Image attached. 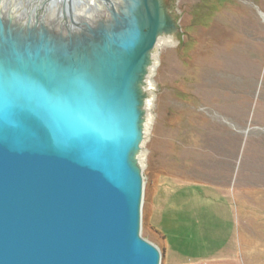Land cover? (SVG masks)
Wrapping results in <instances>:
<instances>
[{
    "label": "water",
    "instance_id": "95a60500",
    "mask_svg": "<svg viewBox=\"0 0 264 264\" xmlns=\"http://www.w3.org/2000/svg\"><path fill=\"white\" fill-rule=\"evenodd\" d=\"M47 1L22 24L0 15V264H160L135 151L165 6L98 0L84 21L62 0L56 28Z\"/></svg>",
    "mask_w": 264,
    "mask_h": 264
},
{
    "label": "rangeland",
    "instance_id": "374dc122",
    "mask_svg": "<svg viewBox=\"0 0 264 264\" xmlns=\"http://www.w3.org/2000/svg\"><path fill=\"white\" fill-rule=\"evenodd\" d=\"M161 1L140 236L160 264H264V0ZM42 3L0 0V15ZM56 11L43 20L57 28Z\"/></svg>",
    "mask_w": 264,
    "mask_h": 264
},
{
    "label": "bare ground",
    "instance_id": "6f19581e",
    "mask_svg": "<svg viewBox=\"0 0 264 264\" xmlns=\"http://www.w3.org/2000/svg\"><path fill=\"white\" fill-rule=\"evenodd\" d=\"M114 1L117 5L123 4L122 0H114ZM61 2H62V0H48L46 3L47 10H49L50 8H53V9L56 8L57 9L56 17L55 16L54 17L56 20H59L58 21L59 23L61 22V16L62 15H61V9H59L58 7H59V4ZM8 4L11 5L12 0H8ZM13 6L14 5L12 4V7ZM77 7H79V9L77 10L75 8V15L77 17H79V16L81 17V15H82V18L87 19L89 21L90 20H92V21L97 20L96 19L97 17H95L93 11L98 12L99 16H103L106 13L105 7L98 0H81V5L79 4V5H77ZM90 10H91V12H90ZM12 11H14V10H12ZM4 14H6V12ZM10 14H11V12H8V14H6L5 16L9 15L7 17H10ZM3 15H1V16L3 18H5V16H3ZM20 22H24V19ZM160 39H162L163 42L167 41V38H163L162 35L158 37L157 42ZM156 47H157V43L155 45V48L153 50H151L146 57V64L144 65V74H143V77H142L140 84H139V89H141V91H143L145 94L148 91V85H149V82L151 83L150 79L152 77L153 70L156 66V61H155V49H156ZM147 105H148V100L144 99V105L142 108L143 112H146L145 110H147ZM148 122L149 121H148L147 117L145 116V118L142 120V123H141V130H142L141 140H140L138 149L135 151V156H136V159H137V162L139 165L141 163V158H142L141 147L144 143V139H145V136L147 134Z\"/></svg>",
    "mask_w": 264,
    "mask_h": 264
},
{
    "label": "crops",
    "instance_id": "0c3cea01",
    "mask_svg": "<svg viewBox=\"0 0 264 264\" xmlns=\"http://www.w3.org/2000/svg\"><path fill=\"white\" fill-rule=\"evenodd\" d=\"M245 187H249V185H245ZM263 189H264V187H263ZM263 198V197H262ZM249 201V200H248ZM263 202H264V200H263ZM246 208L248 209V207L246 206ZM249 210V209H248ZM249 216H245L244 217V219H245V222L247 223L248 221H249ZM245 225V224H244ZM248 225V224H247Z\"/></svg>",
    "mask_w": 264,
    "mask_h": 264
}]
</instances>
